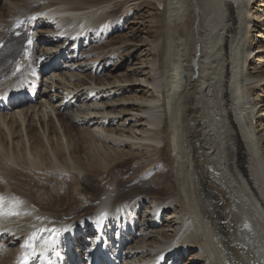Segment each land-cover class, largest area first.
<instances>
[{
    "label": "bare ground",
    "instance_id": "obj_1",
    "mask_svg": "<svg viewBox=\"0 0 264 264\" xmlns=\"http://www.w3.org/2000/svg\"><path fill=\"white\" fill-rule=\"evenodd\" d=\"M36 1L6 0L0 6V74L19 80L13 90L24 97L0 95V197L5 209L15 204L20 213L0 217V264H20L29 251L24 244L33 233L37 251L28 264H79L102 248L107 250L90 264H164L181 256L185 248L201 264H249L246 258L252 255L239 237L248 218L242 219L244 204L249 203L248 211L264 225V128L257 129L259 117V127L264 126L260 98L264 95L257 93L264 86V60L257 54L264 48L253 47L254 39L247 40L255 23L249 9L254 0H156L161 9L155 37L144 28L146 38L135 41L134 34L125 48L130 62L143 59L142 48L131 47L133 43L146 45L149 55L141 61L142 67L124 70L128 74H122L124 80L117 79L121 67L111 70L113 83L102 77L106 61L85 58L86 52L74 61V66L80 65L70 64L72 73H56L64 67L63 58L73 56L76 45L92 37L87 30L95 37L100 29L113 25L114 18L105 17L102 6L124 0ZM259 2L263 7L264 1ZM65 6L70 8L62 9ZM83 10L90 14L80 13ZM132 11L125 15V23ZM215 15L220 20L214 27L216 36L205 43ZM262 17L264 13L257 16L256 34L264 31ZM25 19L43 37L30 45L34 53L30 63L18 66L17 59L26 58L22 50L30 33L28 23H19ZM36 45L43 48L38 58L44 67L39 74L52 73L48 78L52 83L43 81L47 84L42 93L36 82L20 80L35 67ZM173 49L180 53L177 63L168 60ZM251 58L259 60L256 69L250 68L253 71L247 69ZM130 83L145 85L149 95L138 97L133 87L121 86ZM112 85L117 87L101 89ZM36 93L40 99L32 105ZM116 93L127 96L110 100ZM25 103L28 108H21ZM113 103L124 104L117 111L109 108ZM5 105L19 110L7 112ZM38 105L52 109L59 129L54 120L46 121L49 109L42 116V109L29 115ZM142 144L147 153L141 152ZM127 160L136 162L141 171L148 170L144 196L121 197L120 187L112 183L101 190L93 212L71 221L61 211V203L97 192L98 186L80 177L83 172L91 177L95 162L107 170ZM199 219L204 229L197 226ZM101 222L106 232L100 238L96 228Z\"/></svg>",
    "mask_w": 264,
    "mask_h": 264
},
{
    "label": "rangeland",
    "instance_id": "obj_2",
    "mask_svg": "<svg viewBox=\"0 0 264 264\" xmlns=\"http://www.w3.org/2000/svg\"><path fill=\"white\" fill-rule=\"evenodd\" d=\"M40 1L41 0H38V2L37 1L36 2L39 3ZM259 1H261V0L252 1L250 6H249V9L251 10V17H252L253 20H255V23H253L251 25V27H250L251 33L247 35V40L249 39V40L252 41L254 39L255 41L253 40V47H258V45H259V46L264 48V31H261L260 34H258V33L256 34V31L258 29L256 27L254 28V26H258V24L256 23L257 16L259 14H263L264 13V6L263 7H259V5H260ZM118 2L119 1H115V2L111 1V2H108V3H106L105 5L102 6V8L106 7L104 10H107V14L105 15V17L109 16L110 18H114L113 25L111 24V25L105 26L104 27L105 29H100L98 31V33L95 34V37H94V33L92 32V30H87L86 33H89V34L92 33V37L91 38L88 37L90 39H88V41L86 40L85 41L86 43L85 42L82 43L81 46H80V42H79L76 45V47L78 48L77 49V53H75L73 56L70 55V53H69V55L71 57H69V55H67V56H65V59L63 58L64 67H62V70L57 71L56 74L60 73L62 75H66L67 73H72L73 70H74V69L71 70L72 66H73V68H75V66L81 64V62L75 63V66H74V61L78 60L80 55L85 53V52H86L85 55H84L85 58L86 57L87 58L88 57L89 58H93V59L95 58L94 60H96V58H97L99 63L106 61V64H107L106 65V70L102 73V77L106 76V78H107L106 82H110V83H113V81H115V79L112 78V77H114V75L112 76L110 74L111 70L113 71V70L121 67L122 73L120 74V76L117 75V77H118L117 79L118 80H124L123 77L128 75L127 73H125V71H126V69L128 67H133L134 66L133 68H140V67L143 66L141 64V61L144 60L146 58V56L149 55L148 52H147L146 45H140V43H138V42H136V44L135 43L131 44V47H134L136 45L137 48H139V49L142 48L141 50L143 52L141 53V56L143 57V59L140 58V60H138L135 57V59L130 62V61H128V58H129L128 57V53H127L128 51L125 49L126 48V41L129 38H131L134 34L137 36V39L135 41H139L140 39L146 38L145 37L146 35H144V33H143L144 32V30H143L144 28H147L146 30L149 31V34L151 33L150 34L151 36L152 35L153 36L156 35L155 34V26H156L155 20H156V15L158 13V10L161 9V5L156 0H124V4H121L120 2L119 3ZM125 2L126 3L129 2V3H127L125 5ZM5 3H6V0H1L0 1V6L4 5ZM214 4L216 5L215 2H214ZM115 6H117V7H115ZM67 7L70 8L69 6H67ZM67 7L65 6L62 9H66ZM110 7H112V8L115 7V9L111 8L112 11L108 10V8H110ZM216 9L218 10L217 6H215V10ZM130 10L131 11L133 10L132 13H131L132 15L129 16V18L127 19L128 21H126V23H125L124 22L125 21V15H127L128 12H130ZM83 11L84 12L80 11V13H82L84 15L86 14V16H88L90 14L89 10H83ZM86 11H88V13ZM217 17H218V15L217 16L215 15V18L213 20L215 22H213L212 26L214 24L215 25L212 28L213 29L212 32L211 33L209 32L210 34L208 33L207 37H205V40H204L205 43H207V42L209 43L210 39H212L210 37L216 36V34H215L216 30L214 31V27H216V25L218 26V22H220L219 17L218 18ZM117 19H118V21H117ZM121 20H123L122 23H121ZM262 20H264V17H262ZM29 21L30 20H28V19H27V21H26V19L23 20V21L19 20V23H21V24L28 23V27H29V30H30L29 38H31L33 40L32 44H34L38 39H40V38L42 39L43 36H42V34H39V33L36 32V30L34 29L35 28L34 23L31 24L32 22L30 23ZM58 24L59 23H57L55 25H58ZM98 36L99 37L101 36V38L100 39H96ZM254 36H256L257 38L256 37L254 38ZM213 39H214V37H213ZM26 40H27V43L25 44ZM26 40H24L23 43L25 45H27V47L23 48L22 54L25 55L26 58L29 57V60L24 58V56L23 57H19L17 59V61H16L18 66H22V65H26V64L28 65V63H30L29 61H31V59L33 58V54L34 53H33V50L31 49L32 47L30 48V45L28 44V39H26ZM73 41L71 40L69 42V44L71 42H73ZM176 42H178V40ZM69 44L66 46V48L69 46ZM99 46H101L100 49L98 48ZM116 46H118V47H116ZM36 47L37 48H35V50H34L35 52H37V55L35 57L36 62L34 64L35 67H33L34 69L33 68L29 69L28 72H27L28 74H26L25 76L23 75L20 80L21 81H26V82L28 81L31 84L36 82L37 89L39 91H41V93H42V92H44V87H45L44 84H47V83H44V82H48L49 84L52 83L51 80H49L50 77L52 76V73H50V74H42V73H40L39 74L40 69L42 67H44V62L42 60L40 61V59H39L40 58L39 54L41 53V50L43 48H42V46H39V45H36ZM71 47H72V45H71ZM91 49H93V50H91ZM118 49L120 50V52L122 54L121 53L120 54L117 53L116 50H118ZM172 51H171L172 54L170 55L171 58H169L168 60L169 61L173 60L172 61L173 63H177L178 60L180 59V57H178L180 53L178 51H176V49H175V51H176L175 54H174V49ZM261 51H262L261 54H257V56L258 57L259 56L262 57V60H264V50H261ZM31 55H32V57H31ZM254 55H256V54H254ZM174 56H176V57H174ZM25 60H27V61H25ZM108 60H109V62H108ZM262 60H260V61H262ZM70 64L72 65L71 67H70ZM82 65L85 66V63L84 64L82 63ZM258 65H259V60L258 61L257 60H253L252 61V58H251L249 60L248 64H247V69H249V71H253L252 69L250 70V68H252V67L255 68ZM146 67H148V65H146ZM67 69L71 70V71H68ZM35 70H37V71H35ZM83 70H87L88 71V68L87 69H83ZM122 74H123V77H122ZM6 76L9 77V78H7ZM6 76L4 74H0V94H2V95L3 94H8L9 95L11 93L13 94V92H14L13 91L14 84L16 83V81H19V80H15L14 77H12L11 74H9V75L7 74ZM122 84H121V86L133 87L134 94H137L138 97L144 96L145 94H146L145 95L146 97L149 95L145 91L146 90L144 88L145 85H144V87H138L139 84L136 86V84H134V83L125 84V85H122ZM133 85L136 86L137 88L136 87L134 88ZM116 87H117V85H112V86H108V88L106 87L107 89L105 87H103L101 89L112 90V89H114ZM257 93H260V95H264V86H263V88L259 89V92H257ZM131 94L133 95V93H130V95ZM36 95H37V98L34 99V101L36 100L38 102L39 99H40L38 97L40 95L38 93H36ZM125 96H127V94H125V93H123V94L122 93H116V94H113V96H111L110 100H118V99L123 98ZM63 97H64V95H61L60 99L63 98ZM84 98L85 97L83 96L81 100H83ZM260 98L264 99L263 96H261ZM253 100L254 101L257 100L256 93H255V96L253 97ZM37 102H32V105L37 104ZM131 103H133V102H131ZM122 104H124V103H113V104H111L109 106V108H113V110L116 109L118 111ZM25 105H26L25 107L22 106L21 108L27 109L28 106H27V104H25ZM57 105H58V103H57ZM211 105L208 107L210 109L209 110L210 114L214 110V107H212L214 104L212 106ZM55 106H56V104H55ZM259 107H262V106H259ZM40 109H42V110L40 111ZM48 109H49V111L51 113L52 109L47 108V110L46 109L43 110V108H41L40 105H38V107L36 109L29 110V115L30 116H34V114L36 112L40 111L39 115L42 116L43 114L41 112L43 111V112H45L44 114H46V111H48ZM105 109H107V107H105ZM18 110L19 109H13V110L9 109L7 112H10V111L13 112V111H18ZM50 113L48 114V116L45 117L46 121L48 119L54 120V122L56 123V125L58 126V129H59V124H58V122L56 120L55 114L53 113V111H52L51 114ZM212 115H214V113H212L211 116ZM122 116H124V115H122ZM259 116H260V114L257 117H259ZM37 117H36V119H38ZM258 120H259V123L257 122V124H258L257 125L258 126L257 129L259 131H261L264 128V126L263 127L262 126L259 127V125L261 124L260 121L262 120V118L259 117ZM33 124H37V123L34 122ZM262 125H264V122L262 123ZM38 127H39V125H38ZM60 138H61V142H63V144L65 145V150L64 151L66 153L67 160L70 161V158H69V156L67 154V150H66V146L67 145L65 143V140H64V138L62 136ZM124 140L125 141H129L127 139H124ZM140 146H141L140 147L141 152H143V153H147L148 152L149 149L147 147H145L143 144L140 145ZM162 147L163 146L161 145L159 148H162ZM165 153L166 152L163 151V153H162L163 154L162 155L163 158L165 157ZM95 164H96L95 165V170H94L93 175H91V177L88 176L84 172L81 173L80 177H87L89 182L91 181L96 186H98L97 192L95 190V193L91 197L88 196V197L83 198L82 196H78L79 199H78L77 202L76 201L75 202H67L65 204L66 206L64 205V203H61V206H60L61 211L64 209L63 211L70 215V217H71L70 220L71 221L78 220L84 214L89 213V212H93L94 209L96 208L97 204H98L97 202H98L99 195L101 194V192L104 189H107L112 183H113V187L114 188L116 186H117L116 189L120 187V190H119L120 194L119 195L121 197H129L132 194H138V195H141V196L143 195L144 196L146 194V192H148V189L144 188V183H145V177H144L145 174L144 173H148V170L147 169L146 170H142V171L139 170L137 168L136 162L129 161V160L122 161V162H119V163L115 162V163H113V167L107 168V170H103L100 167L101 163L97 164V162H95ZM151 169H153V168H151ZM67 173L68 172L66 170L62 171V174H64V175L67 174ZM69 175L70 174H68V176ZM134 177H137L140 180L139 181H134L133 180ZM80 188H81V186H79V189ZM135 200L137 201V198H135ZM135 200H132L130 202V204H132V203L134 204ZM244 205H246L245 206L246 210L245 211L241 210V212H243V211L244 212L243 213L240 212V213L242 214V216L244 215L242 219L245 220V217L246 218L248 217V218L246 219L247 223H242L241 224L242 225L241 229L243 231H242V233H240L241 235L239 234L240 242L242 243V245L244 247H246V249L248 250L250 255H252V256H249V257L246 258L247 261L250 262L249 264H264V229L262 230V228H264L263 227L264 225L262 223H260L261 221L259 219H258V221H256L257 217L253 214V212L248 211V209H249L248 206L250 207L249 203L247 202ZM199 220H201V221H199ZM199 220L197 222V224L199 223L197 226L199 228L201 227V229H204L203 227H205V226H204V224L202 222V219H199ZM241 222H243V221H241ZM260 224H262L263 226L262 225L260 226ZM193 250L196 251L195 249H193ZM181 252H182L181 256H178V255L172 256V257L168 258L164 262V264H201L200 260L198 261L196 258H191L194 254L190 253L189 249H186V248L184 250L182 249ZM197 253L198 252H196L195 254H197ZM260 257H263V259L260 258Z\"/></svg>",
    "mask_w": 264,
    "mask_h": 264
},
{
    "label": "snow or ice",
    "instance_id": "obj_3",
    "mask_svg": "<svg viewBox=\"0 0 264 264\" xmlns=\"http://www.w3.org/2000/svg\"><path fill=\"white\" fill-rule=\"evenodd\" d=\"M33 43V40L31 38L28 39V44L31 45ZM16 205H12L10 208L5 209L3 204V198L0 197V217L5 216H19L20 213L15 210ZM53 231L59 232V229H54ZM36 239L35 233H33L28 240L25 242L24 247L28 249L29 251H25L20 259V264H28L29 260L31 258H34L36 255V247L34 246V240ZM47 244L48 241H45Z\"/></svg>",
    "mask_w": 264,
    "mask_h": 264
}]
</instances>
